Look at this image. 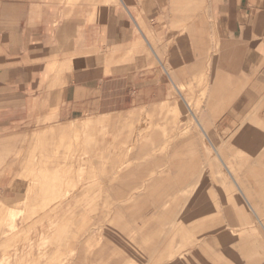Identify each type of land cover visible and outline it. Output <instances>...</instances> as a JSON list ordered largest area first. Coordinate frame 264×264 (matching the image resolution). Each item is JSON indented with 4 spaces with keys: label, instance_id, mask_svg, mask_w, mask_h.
I'll list each match as a JSON object with an SVG mask.
<instances>
[{
    "label": "rangeland",
    "instance_id": "374dc122",
    "mask_svg": "<svg viewBox=\"0 0 264 264\" xmlns=\"http://www.w3.org/2000/svg\"><path fill=\"white\" fill-rule=\"evenodd\" d=\"M92 1L102 9L118 4ZM122 1L151 47L141 41L142 74H149L144 62L150 61L158 95L142 97L135 110L0 138V264H264L259 40L221 32L204 0H159L152 18L144 5L133 14L140 0ZM195 118L231 167L213 158L210 147L203 149ZM65 127L71 128L67 134ZM236 174L248 179L256 206L253 213L243 203L253 224L245 235L231 233L227 221L232 224L236 212L221 191L225 182L237 192ZM186 184L190 189L170 195V188ZM194 205L203 211L197 221ZM204 214L209 216L201 221ZM218 227L215 234L204 229ZM198 237L213 240L197 252ZM243 237L247 257L237 245Z\"/></svg>",
    "mask_w": 264,
    "mask_h": 264
},
{
    "label": "crops",
    "instance_id": "0c3cea01",
    "mask_svg": "<svg viewBox=\"0 0 264 264\" xmlns=\"http://www.w3.org/2000/svg\"><path fill=\"white\" fill-rule=\"evenodd\" d=\"M140 1L134 15L143 5L151 18L158 14L159 0ZM204 2L221 32L256 37L264 50V0ZM127 17L135 23L121 0L105 9L92 0H0V138L156 98V73L146 60L142 74V34Z\"/></svg>",
    "mask_w": 264,
    "mask_h": 264
},
{
    "label": "bare ground",
    "instance_id": "6f19581e",
    "mask_svg": "<svg viewBox=\"0 0 264 264\" xmlns=\"http://www.w3.org/2000/svg\"><path fill=\"white\" fill-rule=\"evenodd\" d=\"M122 1V0H121ZM123 2V1H122ZM177 3V2H176ZM133 19V18H132ZM141 32V31H140ZM142 34V41H145L148 45H149V42H148V40L146 39V37L143 35V33H141ZM176 90L179 92V88H177L176 87ZM252 92V91H251ZM253 94V93H252ZM255 96V95H254ZM183 98V97H182ZM251 98V97H250ZM251 103V102H250ZM242 105H244V103L242 104ZM246 105V104H245ZM241 107H243V106H241ZM257 118H259V119H261V120H263L264 119V110L263 111H261L257 116H256ZM195 122H196V127L202 132V134H203V138H204V142H202L201 144L203 145V149H205L206 151H208L209 150V147L213 150V158L215 157L218 161H219V163L221 164V165H223L224 167H227V166H230L231 167V163H229L228 161H227V158L225 157V155L223 154V148L221 147V146H218L217 144H216V141L210 136V133H209V130L208 129H206V128H203V125H201V123L195 118ZM205 124V123H204ZM68 128V127H67ZM66 127H65V129L66 130H61V131H63V134H67L70 130H71V128H68L67 129ZM253 133H255V132H253ZM190 137V136H189ZM180 138V137H179ZM193 138V137H192ZM191 140H193V139H191ZM186 141V140H185ZM189 142V141H188ZM185 143V142H184ZM196 144V143H195ZM194 144V145H195ZM232 145H233V147H234V145L236 146V145H238L239 146V142H233L232 143ZM231 145V146H232ZM248 145V144H247ZM261 145V144H260ZM185 146V145H184ZM193 146V145H192ZM187 147V146H186ZM196 148V147H195ZM264 148V147H263ZM187 150V149H186ZM196 150V149H195ZM190 151V150H189ZM231 151H232V149H231ZM263 156H264V150H263ZM210 159H212V158H210ZM200 161V160H199ZM254 161V160H253ZM203 163H204V161H202ZM188 165V164H187ZM187 165H186V167H187ZM190 165V164H189ZM203 165H205V164H203ZM211 165V164H210ZM218 165V164H217ZM198 166V165H197ZM260 166V165H259ZM263 166V165H262ZM261 166V167H262ZM189 167V166H188ZM192 167V166H191ZM200 167V166H199ZM198 167V168H199ZM210 167V166H209ZM214 167H215V164H214ZM255 167H257L256 166V164H255ZM197 168V167H196ZM254 169V168H253ZM216 170V169H215ZM208 171V170H207ZM218 171H219V169H218ZM204 173H205V171H203ZM216 172H217V170H216ZM222 172V171H221ZM230 172V171H229ZM254 172V171H253ZM261 172V171H260ZM211 173V172H210ZM209 173V174H210ZM217 173H219V172H217ZM224 173V172H223ZM185 174V173H184ZM190 174V173H189ZM222 174V173H221ZM230 174H231V172H230ZM182 175V174H181ZM207 175V174H206ZM205 175V176H206ZM204 176V177H205ZM214 176H215V174H214ZM234 176V175H233ZM236 176H238L237 174H236ZM181 177V176H180ZM207 177V176H206ZM235 177V176H234ZM218 178V177H217ZM177 179H178V177H177ZM202 179H206V178H202ZM220 179V178H219ZM181 180V179H180ZM160 181V180H159ZM225 181V180H224ZM234 182H235V186H236V191L239 193V195L240 196H238L237 195V192H235V191H233V189L228 185V184H226L225 182L223 183V188H222V196L225 198V200H228V201H230V202H232L233 203V208L235 209V212H236V219H235V221H234V219H232V221H234L232 224H229V221H227L228 223V227H230L231 229H232V231H231V233H233V234H236V235H245V234H247V233H249V232H251V229L249 228V225H253V224H249V221H248V217H247V212L245 211L246 209H244L243 207V203H244V205H246L247 207H248V209H250L251 210V212H253V213H255V209H254V207H256L255 206V204L253 203L254 201H253V197H254V195H253V192H252V188L249 186V182H248V179H246V177L245 176H238V177H236V178H234V180H233ZM190 182V181H189ZM194 182V181H193ZM212 182V181H211ZM217 182V181H216ZM221 182V181H220ZM185 183H187V182H185ZM198 183H200V181L198 180ZM260 183L262 184V185H264V179L263 180H261L260 181ZM154 184H156V183H154ZM159 184V183H158ZM157 184V185H158ZM222 184V183H221ZM187 185V184H186ZM186 185H184V186H181L180 187V185L178 186H176V187H179L178 189L177 188H174V189H172V188H170V191L171 192H173V193H171L170 195L171 196H176V194L177 193H181V192H183L188 186H189V184L186 186ZM217 185V184H216ZM220 185V184H219ZM173 186V185H172ZM213 186V185H212ZM218 186V185H217ZM190 187V186H189ZM188 187V188H189ZM219 187V186H218ZM217 187V188H218ZM221 187V186H220ZM210 188V187H209ZM167 189V188H166ZM172 189V190H171ZM190 189V188H189ZM221 189V188H220ZM220 189L218 190V191H220ZM264 189V186H262V187H260V189L258 190L259 191V193L262 191ZM211 190V189H210ZM215 190V189H214ZM156 191V190H155ZM158 191V190H157ZM156 191V192H157ZM213 191V190H212ZM220 191V192H221ZM214 192V191H213ZM263 192V191H262ZM261 192V193H262ZM169 193V192H168ZM215 193V192H214ZM261 193H260V195H261ZM158 194V193H157ZM190 194L191 195H193L194 194V191H191L190 192ZM208 194V193H207ZM206 194V195H207ZM209 194H210V191H209ZM216 194H217V192H216ZM205 195V196H206ZM217 195H219V194H217ZM160 196V195H159ZM158 196V197H159ZM204 196V197H205ZM213 197H214V195H212ZM253 196V197H252ZM155 197H157V195L156 196H154V198ZM165 197V196H164ZM170 197V196H169ZM185 197V196H184ZM183 197V199H185ZM220 197V196H219ZM222 197V198H223ZM258 197V196H257ZM167 198V197H166ZM174 198V197H173ZM206 198H208V196L206 197ZM212 198V197H211ZM160 199V198H159ZM159 199H157V200H159ZM169 199V198H168ZM172 199V198H171ZM188 199V198H187ZM194 199V198H193ZM216 199V198H215ZM220 199H221V197H220ZM156 200V199H155ZM211 199H209L208 201H210ZM214 199H212L211 201H213ZM260 200V199H259ZM165 201V200H164ZM178 201V200H177ZM181 201V200H180ZM186 201V203H187V200H185ZM221 201H223V200H221ZM257 201H258V199H257ZM262 201V200H261ZM171 202V201H170ZM219 202V201H218ZM159 203H161L160 201H159ZM175 203H177L176 201H175ZM178 204H179V202H178ZM206 204V203H205ZM175 205V204H174ZM177 205V204H176ZM187 205V204H186ZM228 205V204H227ZM230 205V204H229ZM261 205V204H260ZM160 206V205H159ZM178 206V205H177ZM177 206H176V208L175 209H177ZM223 206H224V204H223ZM222 206V207H223ZM232 206V205H231ZM262 206V205H261ZM153 207H155V206H153ZM161 207V206H160ZM159 207V208H160ZM164 207V206H163ZM179 207V206H178ZM194 207H195V205H194ZM226 207V206H225ZM260 207V206H259ZM162 208V207H161ZM170 208H171V205H170ZM174 208V207H173ZM216 208V207H215ZM218 208V207H217ZM228 208V207H227ZM154 209H158V207H156V208H154ZM195 209V211L192 213V217H193V219H194V221H197V219L196 218H198V216L200 215V213H202L203 211H198L197 210V206L194 208ZM197 210V211H196ZM202 210V209H201ZM204 210V209H203ZM206 210V209H205ZM204 210V211H205ZM213 210H216V209H213ZM222 210H223V208H222ZM175 211V210H174ZM173 211V212H174ZM212 211V210H211ZM218 211V210H217ZM228 211H230L229 209H228ZM233 211V210H232ZM48 212V211H47ZM172 212V213H173ZM258 212V211H257ZM256 212V213H257ZM160 213V212H159ZM164 213H166V212H164ZM172 213H170V214H172ZM218 213V212H217ZM223 213V212H222ZM224 213H225V210H224ZM233 213V212H232ZM173 214H175V213H173ZM183 214H185V212L183 213ZM182 214V215H183ZM199 214V215H198ZM203 214V213H202ZM227 214H229V212L227 213ZM226 214V215H227ZM198 215V216H197ZM257 215V214H256ZM171 216V215H170ZM169 216V217H170ZM173 216V215H172ZM197 216V217H196ZM207 216H209V214H204V215H202L201 216V221H203ZM232 216V215H231ZM258 216V215H257ZM220 217H221V215H220ZM171 218H173V217H171ZM200 218V217H199ZM226 218V217H225ZM251 218V217H250ZM258 218V217H257ZM227 219V218H226ZM253 219V218H252ZM264 219V218H263ZM220 220V219H219ZM257 220V219H256ZM254 221V220H253ZM259 221V219L257 220V222ZM260 221H261V219H260ZM215 223L217 224V221H215ZM214 223V224H215ZM221 224L223 223V222H220ZM225 223V222H224ZM231 223V222H230ZM199 224H202V222L200 223L199 222ZM198 224V225H199ZM212 224V223H211ZM213 224V225H214ZM258 224V223H257ZM193 225V224H192ZM207 225V224H206ZM196 226V225H195ZM194 226V227H195ZM207 226H209V225H207ZM207 226H204V227H207ZM216 226V225H215ZM214 226V227H215ZM224 226V225H223ZM225 226H226V224H225ZM250 226V227H251ZM192 227V226H191ZM193 227V228H194ZM213 227V226H212ZM221 227V226H220ZM238 228V229H235V228ZM225 228V227H224ZM199 229V228H198ZM204 229H207V231L208 232H210L211 234H215V232L218 230V229H222V228H213V229H209L208 230V228H204ZM263 229V228H262ZM193 230V229H192ZM200 230V229H199ZM202 230V229H201ZM192 232V231H191ZM203 232V231H202ZM176 233V232H175ZM223 233V235H226L228 232L227 231H223L222 232ZM178 234V233H177ZM195 234H197V233H195ZM203 234L205 235V233L203 232ZM207 234V233H206ZM198 235V234H197ZM193 236V235H192ZM199 236V235H198ZM217 236H219L218 234H217ZM255 237V236H254ZM257 237V236H256ZM256 237H255V239H256ZM259 237V236H258ZM257 237V238H258ZM194 238V237H193ZM196 238V237H195ZM213 238V237H212ZM219 238V237H218ZM253 238V237H252ZM190 239H192V238H190ZM262 239V238H261ZM211 240H213V239H211V238H202L201 239V237L199 238H197L196 240H195V243H196V248H197V252L201 249V247H206L209 243H210V241ZM231 240V239H230ZM251 240V239H250ZM253 240V239H252ZM251 240V241H252ZM258 242V241H257ZM220 243H222V242H220ZM236 243V242H235ZM234 243V244H235ZM255 243V242H254ZM224 244V243H223ZM231 244V245H230ZM230 246H232V243L230 242ZM246 241H245V239H244V237L241 239V240H239V242L237 243V245H238V247H239V249L241 248L242 249V251H243V254H245L246 256L245 257H247V251H246ZM237 245H236V247L235 248H237ZM255 245V244H254ZM214 246V245H213ZM221 248H223V247H221ZM226 248V247H225ZM231 248H233V247H231ZM258 248V247H257ZM248 249V248H247ZM254 249H256V248H254ZM260 249V248H259ZM188 250V249H187ZM202 250V249H201ZM256 250H258V249H256ZM221 251V250H220ZM195 252V251H194ZM226 252V251H225ZM234 252V251H233ZM237 252V251H236ZM257 252V251H256ZM188 253V252H187ZM186 253V254H187ZM201 253V252H200ZM228 253V252H227ZM232 253V252H231ZM249 253V252H248ZM250 253H253L252 251L250 252ZM249 253V254H250ZM255 253V252H254ZM198 254V253H197ZM202 254H203V251H202ZM256 254V253H255ZM189 255H190V253H189ZM188 255V256H189ZM192 255H195V254H192ZM227 255V254H226ZM180 256V255H179ZM231 256V255H230ZM255 256V255H254ZM192 257V256H191ZM198 257V256H197ZM208 257V256H207ZM225 257V256H224ZM228 257V256H227ZM243 257V256H242ZM256 257V256H255ZM262 257V256H261ZM190 257H188L187 259H189ZM218 258H220V257H218ZM230 258V257H229ZM238 258H239V256H238ZM248 258H250V256L248 257ZM209 259V258H208ZM255 259V258H254ZM197 260H198V258H197ZM205 260H207V259H205ZM230 260H233V259H230ZM251 260V259H250ZM181 261V260H180ZM183 261V260H182ZM185 261V260H184ZM199 261H201V259H199ZM213 261V260H212ZM263 261H264V259H263ZM176 262V261H175ZM217 262V261H216ZM172 263V262H171ZM178 263H179V261H178ZM202 264H203V262H201ZM241 263H245V261L244 262H241ZM257 263H261V261L259 262H257ZM161 264V263H160ZM177 264V263H176ZM190 264V263H189ZM191 264H197L196 262H195V260H192L191 261ZM249 264V263H248Z\"/></svg>",
    "mask_w": 264,
    "mask_h": 264
}]
</instances>
